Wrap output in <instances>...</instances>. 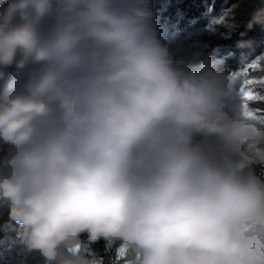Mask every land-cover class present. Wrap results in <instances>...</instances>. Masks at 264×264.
<instances>
[{"label":"clouds","instance_id":"obj_1","mask_svg":"<svg viewBox=\"0 0 264 264\" xmlns=\"http://www.w3.org/2000/svg\"><path fill=\"white\" fill-rule=\"evenodd\" d=\"M6 77L0 230L26 251L264 264V113L242 70L174 59L152 0H0Z\"/></svg>","mask_w":264,"mask_h":264},{"label":"trees","instance_id":"obj_2","mask_svg":"<svg viewBox=\"0 0 264 264\" xmlns=\"http://www.w3.org/2000/svg\"><path fill=\"white\" fill-rule=\"evenodd\" d=\"M152 7L160 38L169 46L174 59L182 55L183 44L187 41L203 44L201 58L192 64L193 67L199 66L203 58L208 57L220 62L229 72L238 73L264 54V0H163L152 3ZM213 17L221 23H212L209 29V20ZM175 20L177 23L171 28ZM241 23H244L242 33H235ZM210 30H217L220 34L230 30L233 36L210 41L206 37ZM11 71L8 69L9 73ZM263 71L264 67L250 70L248 76L252 72ZM7 83L8 77L0 81V90ZM257 174L264 176V168H257ZM0 211L6 219V209ZM92 247L105 264H113L111 254L105 252L103 241ZM23 252L26 250L14 230H0V264H16ZM30 254L27 264H45L37 252Z\"/></svg>","mask_w":264,"mask_h":264},{"label":"rangeland","instance_id":"obj_3","mask_svg":"<svg viewBox=\"0 0 264 264\" xmlns=\"http://www.w3.org/2000/svg\"><path fill=\"white\" fill-rule=\"evenodd\" d=\"M156 2H163V0H152V3ZM177 21L175 20L172 24L171 28L176 25ZM170 29V28H169ZM232 29V28H231ZM244 29V23H241L238 25V29H233L235 33H242V30ZM233 36L232 31H227L226 33H219L217 30H210L208 34L206 35L208 40H218L220 38H231ZM203 49V44L193 42L190 43V41H187L183 44V53L177 56V60L184 59L189 60L192 62V64H195L198 62L201 58V50ZM225 49V48H224ZM199 52L200 55L197 57H193V53ZM263 69V68H262ZM261 77H264V71L262 73H256L252 72L247 78H253V79H259ZM252 107L256 112L264 113V102H250ZM31 256L30 252L26 251L23 252L22 256L17 259L15 262L16 264H27L29 262V257Z\"/></svg>","mask_w":264,"mask_h":264},{"label":"snow or ice","instance_id":"obj_4","mask_svg":"<svg viewBox=\"0 0 264 264\" xmlns=\"http://www.w3.org/2000/svg\"><path fill=\"white\" fill-rule=\"evenodd\" d=\"M213 24L221 23L220 20H214ZM264 67V54L256 57L242 71L246 77L244 86L241 88L242 98L247 103L264 102V77L259 79L247 78L250 70H255ZM246 115H254V113H246ZM264 119V116L260 117ZM119 259V255H118Z\"/></svg>","mask_w":264,"mask_h":264}]
</instances>
